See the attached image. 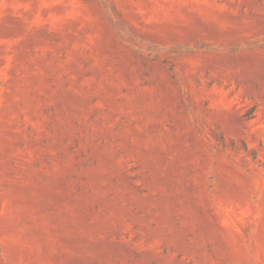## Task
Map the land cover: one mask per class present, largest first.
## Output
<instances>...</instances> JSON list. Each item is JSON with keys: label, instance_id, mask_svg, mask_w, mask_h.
Listing matches in <instances>:
<instances>
[{"label": "rangeland", "instance_id": "rangeland-1", "mask_svg": "<svg viewBox=\"0 0 264 264\" xmlns=\"http://www.w3.org/2000/svg\"><path fill=\"white\" fill-rule=\"evenodd\" d=\"M0 264H264V0H0Z\"/></svg>", "mask_w": 264, "mask_h": 264}]
</instances>
